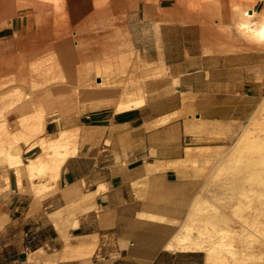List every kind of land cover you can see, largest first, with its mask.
I'll return each mask as SVG.
<instances>
[{"label":"crops","instance_id":"obj_1","mask_svg":"<svg viewBox=\"0 0 264 264\" xmlns=\"http://www.w3.org/2000/svg\"><path fill=\"white\" fill-rule=\"evenodd\" d=\"M249 4L259 19L264 0H0V57L68 42L73 28L84 36L92 30L116 36L118 29L128 28L142 35L156 23L163 61L183 92L195 94L198 118L239 124L264 91V50L255 42H225L218 28L235 25L234 12ZM163 115L152 117L147 110L83 115L77 150L63 161L55 182L48 172L20 175L15 153L5 151L0 157V264L86 263L90 254L59 257L68 242L94 244L88 264L146 258L140 248L128 249V239L139 244L141 235L158 225L138 215H162L166 189L186 185L179 178L184 123L161 122ZM51 123L46 132H53ZM35 146L32 140L16 147L22 163L41 152ZM155 160L162 167L150 170L147 165ZM98 254L103 257L96 263Z\"/></svg>","mask_w":264,"mask_h":264},{"label":"rangeland","instance_id":"obj_2","mask_svg":"<svg viewBox=\"0 0 264 264\" xmlns=\"http://www.w3.org/2000/svg\"><path fill=\"white\" fill-rule=\"evenodd\" d=\"M237 27L236 20L235 25L219 27L222 39L255 42L264 50V40L245 36ZM156 31V23L142 35L128 28V32L118 29L116 36L98 35L96 30L84 36L73 28L68 42H51L33 53L0 57V157L5 158V151H17L20 142L32 141L23 128L34 117H44V126L51 121L53 132L42 135L67 129L69 142L59 151H50L48 167L30 177L48 172L55 182L64 156L77 149V125L83 115L100 110H147L152 117L165 114L161 122L184 123L182 147L201 146L203 151L198 149L191 160L179 161V178L186 185L166 189L160 199L165 207L162 215H138L158 229L141 235L139 244L128 239V249L138 247L148 254L146 258L130 257L128 264H264V178L255 176L253 180L251 171L233 166V158L240 159L247 150L242 144L264 141V91L243 123L222 125L199 119L196 96L183 92L163 61ZM125 86V96H133L141 105L121 110ZM147 166L156 170L162 164L154 161ZM178 232L195 240L203 251L165 249V243L176 241L173 235ZM91 256L83 264H88ZM102 257L98 254L96 263Z\"/></svg>","mask_w":264,"mask_h":264},{"label":"bare ground","instance_id":"obj_3","mask_svg":"<svg viewBox=\"0 0 264 264\" xmlns=\"http://www.w3.org/2000/svg\"><path fill=\"white\" fill-rule=\"evenodd\" d=\"M240 8L236 9L237 11H235V13L237 15H235V16H237V17L236 18L234 17V19L236 20L237 26L242 30L243 33L242 32L241 33L243 35L245 34V36H248V37L252 36L253 38H256V40H258V41L264 40V14H262V18L260 17L261 20H256V19H254V16L256 15V11L251 6L241 8V9ZM262 13H264V12H262ZM252 37H250V38H252ZM130 85H128V86H130ZM126 86L122 87L123 90L121 91L123 93L122 94V100H121L123 102V106H122L121 110L127 109V108H133V107H137V106L141 105V101L138 99H133L132 98L133 96L130 97V96H128L129 94L127 96H125L126 90H127ZM130 87H128V88H130ZM138 94L140 95V93H138ZM139 95H138V98H140ZM34 118H36V119H32V120H29L27 122V124L23 128V131H24V135L25 134L29 135V139H30V137H32V140L35 142V144H37V146H39L41 152L37 156H35L33 158H29L27 162L22 163L21 157L19 156L20 154H18L19 153L18 150L16 151V149H14V151H12L13 152V154H12L11 150L8 149V150H10V153L12 155H14V153H15V155H14L15 157L14 156H12V157L14 158L13 163H15L14 165L17 166L18 173L20 175L22 173H25L29 177L33 176L34 174H36L42 170H45L48 167L47 166L48 160L46 157L49 156L50 151H53V152L59 151L60 148L67 147L66 145H68V142H69V134H68L67 129L60 130L56 135L43 136L42 134H44V131H45V126H44L45 118L39 117V116L34 117ZM158 123H159L158 121L153 122V123L149 124L148 126L156 125ZM9 141H11V140L9 139ZM257 141L254 140V141H251L248 143L246 142L245 144H242V142H241L242 146L247 150L245 151V154L243 153L244 155H242L240 159H238V158L235 159V157L233 158V161L235 160L233 162V166H235V164H236V167L234 168L236 170L238 169L240 171H243V170L244 171L245 170L251 171L250 174L252 173L253 177L250 175L249 176L252 179L256 178L255 176H257V178L260 177V179L262 180V178H264V141H262V138H261L262 142L261 141L257 142ZM241 144H240V146H241ZM11 146H13V145H11ZM242 146H241V148H242ZM74 148L71 149L72 150L71 152H68L69 149L67 150L68 155H66L67 153L65 154L66 155V157L64 156L65 159H67L69 156L75 154L77 149L75 150ZM202 148L203 147H201V146H186V147H184L183 157H182V159H179V160L180 161L184 160V159L187 161L189 159L191 160L192 158H194L197 155V153H199L198 149L203 151ZM237 149H235L236 152L239 151V149L238 150ZM9 155H8V157H9ZM13 158L11 160H13ZM11 160H10V162H11ZM149 164H154V162H150ZM58 171H59V169H58ZM56 177H58V173H57ZM260 179H258V181H260ZM255 181H256V179H255ZM47 183H48V181H45L42 184H40V183L39 184L42 187L43 186L46 187ZM39 184H35V187L37 189H38V187H41ZM180 234H181L180 232L175 233L173 235V238L176 241L165 243L164 248L170 249V250L182 251V252H184V251H203L202 246L199 245L195 240L189 239V237H186V236H180ZM65 237H67V236H65ZM69 237H72V236H69ZM93 247H94L93 243L69 244V242H68L64 247L63 254L60 255L59 257L61 259H68L69 260V258L74 257L73 254H77L78 256H83V257L88 256L89 254L92 255L91 254L92 250H94ZM46 261L48 262L49 260L47 259ZM49 263H50V261L48 262V264Z\"/></svg>","mask_w":264,"mask_h":264}]
</instances>
